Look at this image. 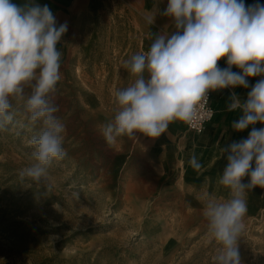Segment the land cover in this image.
I'll return each instance as SVG.
<instances>
[{
	"label": "rangeland",
	"instance_id": "obj_1",
	"mask_svg": "<svg viewBox=\"0 0 264 264\" xmlns=\"http://www.w3.org/2000/svg\"><path fill=\"white\" fill-rule=\"evenodd\" d=\"M34 2L68 25L54 93L67 155L50 165L47 184L21 181L40 125L25 127L24 102L13 99L15 126L0 131V264H213L219 246L208 238L203 208L210 196L229 198L218 183L227 163L221 148L190 143L183 121L157 139L137 134L108 145L101 134L115 116V91L134 81L124 61L150 48L152 31H175L162 14L168 0ZM250 131L234 130L222 147ZM193 154L199 170L188 163ZM246 199L242 264H264V189Z\"/></svg>",
	"mask_w": 264,
	"mask_h": 264
},
{
	"label": "clouds",
	"instance_id": "obj_2",
	"mask_svg": "<svg viewBox=\"0 0 264 264\" xmlns=\"http://www.w3.org/2000/svg\"><path fill=\"white\" fill-rule=\"evenodd\" d=\"M162 14L172 19L175 31L158 33L148 51L124 61L134 81L115 91V116L102 126L101 134L108 145L123 136L137 139V134L157 139L173 121L191 122L197 105L210 93L247 89L249 78L261 77L245 100L231 92L227 110L241 113L232 129L252 128L246 139L221 148L227 163L218 183L229 190V198L219 201L210 196L203 208L208 238L219 246L213 264H242L238 242L245 228L247 192L264 189V127H255L264 125V5L168 0ZM155 15L146 17L150 25ZM67 30L66 22L57 25L47 5L0 0V131L15 126L18 112L12 110L13 99L24 102L25 127L40 125L28 140L34 163L19 171L21 181L47 184L50 165L67 155L66 127L56 115L59 105L54 99L62 79L57 45ZM222 58L227 67L218 66ZM233 66L240 71H233ZM188 163L194 170L202 166L195 154Z\"/></svg>",
	"mask_w": 264,
	"mask_h": 264
},
{
	"label": "crops",
	"instance_id": "obj_3",
	"mask_svg": "<svg viewBox=\"0 0 264 264\" xmlns=\"http://www.w3.org/2000/svg\"><path fill=\"white\" fill-rule=\"evenodd\" d=\"M48 2H52V0H47ZM75 1V0H70ZM14 3H17L19 5H23L26 2H29L27 0H13ZM244 3L246 6L254 5V4H260L264 5V0H244ZM157 31H152V36L156 38ZM153 42V41H152ZM218 66L221 68L227 67L226 64V58H222L218 62ZM233 71H240L235 66H233ZM256 83V77L249 78V88H243V87H236L235 89L231 90H219L217 92H213V106L216 110V118L212 122V126H208V128L205 130V132L200 135L196 136L185 130V135L189 134L192 135L193 138L190 140V143H199L201 146L209 145V148H213L214 145L218 146L219 148H222V144L226 142L231 135V133L234 131L231 127V123L233 120H237L241 113L239 111L230 112L227 110V105L229 103V97L231 95L232 91H235V93L240 97V99L243 101L247 98V93L251 89V85H254ZM184 123V122H183ZM185 124V123H184ZM252 128V126H250ZM186 128V127H185ZM243 138V133H241L240 137L237 139L238 141ZM217 159V158H216Z\"/></svg>",
	"mask_w": 264,
	"mask_h": 264
},
{
	"label": "built area",
	"instance_id": "obj_4",
	"mask_svg": "<svg viewBox=\"0 0 264 264\" xmlns=\"http://www.w3.org/2000/svg\"><path fill=\"white\" fill-rule=\"evenodd\" d=\"M148 51V50H147ZM220 67V66H219ZM261 79V77H258ZM231 90V89H227ZM216 110L213 106V93H210L206 100L201 101L197 105V111L191 122H184L189 133L200 136L208 126L215 120Z\"/></svg>",
	"mask_w": 264,
	"mask_h": 264
},
{
	"label": "bare ground",
	"instance_id": "obj_5",
	"mask_svg": "<svg viewBox=\"0 0 264 264\" xmlns=\"http://www.w3.org/2000/svg\"><path fill=\"white\" fill-rule=\"evenodd\" d=\"M182 167H183V166H182ZM186 177H187V173H186V171H184V174H183L182 180L184 181V180L186 179Z\"/></svg>",
	"mask_w": 264,
	"mask_h": 264
}]
</instances>
